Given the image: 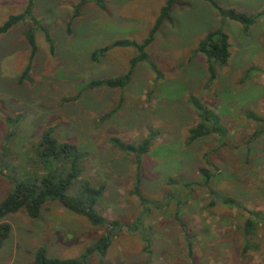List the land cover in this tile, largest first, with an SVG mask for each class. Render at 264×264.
I'll return each mask as SVG.
<instances>
[{
  "label": "rangeland",
  "instance_id": "rangeland-1",
  "mask_svg": "<svg viewBox=\"0 0 264 264\" xmlns=\"http://www.w3.org/2000/svg\"><path fill=\"white\" fill-rule=\"evenodd\" d=\"M166 1L103 0V9L87 3L74 17L79 0H33V18L49 32L54 53L34 29L37 51L30 60L24 37L34 28L29 20L0 35V163L8 159L11 168L24 170L48 128L58 143L83 152L82 178L105 188L97 212L125 227L104 264H146L142 242L152 243L150 264H264V225L248 237L247 252L241 229L248 210L264 214V0H212L256 17L248 30L203 0H181L174 24H163L145 49L155 70L138 62L123 90L85 89L90 81L124 75L138 54L133 47H115L94 61L91 53L118 40L141 44ZM26 5V0H0V25ZM216 29L229 38L230 58L223 68L214 65L211 78L205 55L196 49ZM28 66V77L20 82ZM196 102L218 117L225 136L187 144L199 121ZM15 116L20 118L10 136L5 117ZM149 133L154 138L139 169L133 155L110 143L118 138L139 144ZM200 169L210 174L209 185H203ZM137 173L140 192L151 203L148 213L132 194ZM9 188L0 177V200ZM168 195L174 197L170 202ZM223 199L246 211L222 206ZM177 202L183 204L184 229L173 220ZM139 216L143 234L127 229ZM3 222L11 232L0 264H33L41 247L49 257L76 258L103 233L56 203L47 204L37 220L19 212ZM98 260L94 256L89 264Z\"/></svg>",
  "mask_w": 264,
  "mask_h": 264
},
{
  "label": "trees",
  "instance_id": "trees-1",
  "mask_svg": "<svg viewBox=\"0 0 264 264\" xmlns=\"http://www.w3.org/2000/svg\"><path fill=\"white\" fill-rule=\"evenodd\" d=\"M26 1L27 5L22 13L9 16L0 25V35L6 34L14 26L29 20L33 23L34 28L27 29L24 33V37L30 48V60L33 59L37 51L34 29L39 30L43 34L48 50L50 54H53L54 44L50 38L49 32L40 26L33 18V0ZM203 1L207 2L221 16L241 24L244 30H248L256 20V17L248 16L245 13H240L233 9H222L212 0ZM87 3H93L100 9L104 8L103 0H79L73 16H77L78 11ZM180 5L181 0H167L160 8L159 14L148 32L147 38L141 44L126 40H118L101 49L93 51L91 53V59L94 61L97 56H102L115 47H133L138 54L130 60V67L124 75L108 78L103 81H90L86 84L85 89L107 87L109 89L123 90L130 83L134 68L138 62L145 61L148 63L150 70H155L154 63L149 60L145 49L154 41L155 34L163 24H174L173 13L176 9L180 8ZM229 48V38L221 29L209 32L206 34L205 38L199 42L196 52L205 55L208 65L207 69L211 78H215L214 65H218V67L221 68L227 65L230 58ZM29 69L28 66L22 72L19 79L20 82L28 77ZM198 105L200 104L196 102L194 107L200 111L198 115L199 121L196 127L190 130L187 144H191L199 138L207 137L212 134H216L219 137L225 136L226 132L221 128L218 117L210 113L206 107ZM19 118V116H15L14 118L5 117V123L10 130L7 133L8 135L11 136V134H14L13 128L16 127ZM248 118L252 121L262 122L259 117H254L253 115H249ZM8 135L7 140L9 142L5 143L3 148L5 151H8L7 148L11 142ZM153 138L154 134L149 133V136L139 144L124 143L118 138H111L110 143L118 150L133 155L134 163L137 169H139L142 156L148 152ZM3 156L4 155H2V157ZM85 156L83 152L73 145L58 143L53 137L52 129L48 128L41 133L39 141L34 147L32 155L27 162V167H23L24 170L17 172L15 169L11 168L8 159H4L0 163V177H4L10 185L9 192L0 200V249L11 232V226L3 222L8 215L24 212L31 220H37L47 204L56 203L65 211L84 218L90 226L102 228L103 233L76 258L60 259L57 257H49L46 248L41 247L34 254L33 264H89L90 259L94 256H97L99 259L98 264H104L103 258L106 256L109 247L112 245L113 241L120 236L125 227L119 220L108 221L97 212L96 206L103 197L105 188L104 186L93 187L88 180L82 178ZM200 176L205 178V183L203 185H209L211 178L210 174L204 169H200ZM168 183L171 184L175 182L173 179H169ZM132 194L138 199L142 210L148 213L151 203H149L140 192L139 173L136 174ZM170 198L174 197L168 195L167 199L169 202ZM221 203L222 206H234L244 211L241 204L237 202L234 203L230 199H223ZM182 206L183 204L179 202L176 203V211L173 220L184 229L183 222L179 217ZM153 207H156L155 204H153ZM247 213V218L241 227L246 243L243 250L244 252H247L251 247L248 237L255 232L259 224L264 225V214L249 210ZM140 221L141 216L136 219L132 226L127 227V229L131 232H138L141 230V234H143L141 228L143 222L141 223ZM185 235L188 240L189 236L186 231ZM142 243V251L147 257L146 264H150L149 260L152 255V243ZM188 252L191 253L189 243Z\"/></svg>",
  "mask_w": 264,
  "mask_h": 264
}]
</instances>
